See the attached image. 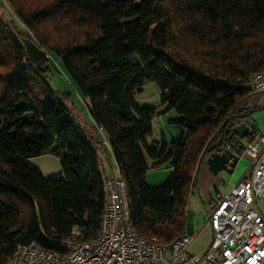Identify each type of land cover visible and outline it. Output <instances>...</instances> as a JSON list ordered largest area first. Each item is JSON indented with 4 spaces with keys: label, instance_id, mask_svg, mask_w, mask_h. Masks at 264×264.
I'll return each mask as SVG.
<instances>
[{
    "label": "trees",
    "instance_id": "trees-1",
    "mask_svg": "<svg viewBox=\"0 0 264 264\" xmlns=\"http://www.w3.org/2000/svg\"><path fill=\"white\" fill-rule=\"evenodd\" d=\"M8 1L103 128L134 230L161 243L185 234L201 156L222 144L240 155L256 133L252 127L242 140L225 130L249 123L256 110L249 80L264 69V0H41L31 10ZM50 22L55 40L41 30ZM4 32L0 21V43L12 51L0 52V264H12L24 245L64 256V240L95 238L104 177L102 141L50 88V58L31 62ZM146 80L177 114L168 121L179 133L169 142H147L157 111L135 102ZM47 152L60 154V170L44 176L30 158ZM144 154L171 168L161 184L145 182Z\"/></svg>",
    "mask_w": 264,
    "mask_h": 264
},
{
    "label": "built area",
    "instance_id": "built-area-1",
    "mask_svg": "<svg viewBox=\"0 0 264 264\" xmlns=\"http://www.w3.org/2000/svg\"><path fill=\"white\" fill-rule=\"evenodd\" d=\"M249 86L252 93L264 92V69L250 76ZM97 129L103 131L101 126ZM102 144L107 145V140ZM243 151L255 159L251 173L214 198L207 213L210 242L200 255L189 253L197 231L161 243L134 230L125 183L115 166V175L103 178L104 204L95 238L64 240V256L24 245L17 249L12 264H264V216L254 207L264 189V135L255 133Z\"/></svg>",
    "mask_w": 264,
    "mask_h": 264
},
{
    "label": "rangeland",
    "instance_id": "rangeland-1",
    "mask_svg": "<svg viewBox=\"0 0 264 264\" xmlns=\"http://www.w3.org/2000/svg\"><path fill=\"white\" fill-rule=\"evenodd\" d=\"M11 1L14 3V5H22L24 10H31L34 7L38 6L41 0ZM46 2H49V0H42L41 4H44ZM0 21L3 25V29L5 31L4 33L18 39L23 47V38L30 39L33 43L36 44V39L31 33L26 32L23 23L14 12L13 5H11L8 0H0ZM50 24L51 22L49 23L47 28H41V30L43 32V35L47 36L51 40H55L59 37V31H55V29H53L52 25ZM4 45L5 46L0 43V52L5 53L7 51L11 54L12 51H10L8 43L4 42ZM39 48L42 49L44 55L50 58L51 61L50 71L47 74V80L49 82L50 88L55 92L56 95H60L61 97H63V99L67 102V105L69 106L70 110L74 113V115H79V119H77L79 123H81V125L86 124L89 127H93V121L90 116L87 103L84 102L80 93L77 91L72 81L68 78L60 60L57 57H52L48 53L47 49L41 46ZM160 99V89L154 81L149 80H146L143 83L141 91L135 95V102L137 104L155 107L157 111V114L154 116L151 123V134L147 138L149 142L161 141L163 137L167 142H169L172 137H175L177 135L175 131L176 126L174 124L169 123L168 121L171 118L177 117V114L173 110L165 111V105L161 103ZM249 101L253 107H256V110L252 113V115H260L264 119V92L254 95L250 98ZM256 133L258 135H264L258 132ZM97 154L100 158V168L101 162L102 166L104 167H113V157L110 149L106 151V156H104L103 152L99 149H97ZM144 156L146 155L144 154ZM60 157V154L47 152L41 156L30 158V162L33 166L37 167L44 176H48L60 170ZM249 159L250 156L244 153L242 166H245L246 163H250ZM170 173L171 168L167 165H148V169L145 174V182L148 185L152 186L159 185L169 176ZM216 175L217 174L213 176ZM193 177L195 182L197 183L198 188L196 187L193 192L188 195L184 228L186 234H193L196 231L198 232L191 247V252L198 254L203 251V248L208 244L210 240L211 230L207 223V212L211 207V197L214 195V191L213 188H210L207 192H204V173L202 170L199 169V165L196 167L195 172L192 175V178ZM223 182L225 184L228 183L226 180H223ZM262 192L260 194V197L255 202L254 207L256 210H259L264 216V195ZM210 193L211 196H209ZM196 218L200 219V224L197 226L195 225Z\"/></svg>",
    "mask_w": 264,
    "mask_h": 264
},
{
    "label": "crops",
    "instance_id": "crops-1",
    "mask_svg": "<svg viewBox=\"0 0 264 264\" xmlns=\"http://www.w3.org/2000/svg\"><path fill=\"white\" fill-rule=\"evenodd\" d=\"M86 102V101H84ZM254 112V111H253ZM252 112V113H253ZM252 113L249 115V118H248V121L249 123H253V129L255 132H258L260 134H264V119L260 116V115H252ZM79 119V115H76ZM93 123V122H92ZM81 124V123H80ZM82 127H84L85 129L88 130V132L91 134V135H95V136H98L99 139L101 141L105 140L106 138L104 137V134L100 131H98L93 123V127L92 126H87L86 124H82L81 125ZM177 135L179 133V129L176 128L175 129ZM164 138V137H163ZM165 139V138H164ZM147 142L148 139H147ZM151 142V141H150ZM102 144V143H101ZM103 145V146H102ZM99 146L96 147V151L97 149L101 150L103 152V155L106 156V151L109 149L107 145H104L102 144ZM104 147V148H102ZM244 151L239 155V160L236 164V166L234 167L232 173H227L225 171H220L217 173L216 176H213L215 174H212V172H210L207 168V165L205 164V158L207 155H205L203 157V159L199 162V169L203 171L204 173V185H203V190L204 192H207L210 188H213V191H214V195L211 197V207L209 208V210L212 208V204H213V200L216 196L218 195H223V194H226L227 192H229L234 186H236L240 181H243L245 180L251 173V170H252V167H253V164L255 162V159L253 158H250L249 162L250 163H246L245 166H242V160H243V157H244ZM100 159V158H99ZM145 159V163L146 165H151L152 164V161L148 158V157H144ZM100 161V160H99ZM100 171L103 175V177H112L115 175V164H114V161H113V167L111 166V168H108L107 166H102V162H101V168H100ZM221 173V174H219ZM223 180H226L228 183L225 184L223 182ZM197 187V183L195 182L194 180V177L192 179V186H191V189H190V192H193V190ZM198 188V187H197ZM263 195H264V190H263ZM188 194V195H189ZM211 196V193L210 195ZM188 198V197H187ZM210 202V201H208ZM186 204H187V201H186ZM259 211V210H258ZM209 212V211H208ZM207 212V213H208ZM260 212V211H259ZM261 213V212H260ZM200 224V219L199 218H196L195 219V225H199ZM184 233H185V228H184ZM186 234V233H185ZM211 237V235H210ZM195 240V239H194ZM210 242V240H209ZM209 242L208 244L203 248V251L201 253H192L191 252V247L194 243V241L192 242V244L190 245L189 247V253L191 255H194V256H197V255H200L202 254L203 252L206 251V249L208 248L209 246Z\"/></svg>",
    "mask_w": 264,
    "mask_h": 264
},
{
    "label": "water",
    "instance_id": "water-1",
    "mask_svg": "<svg viewBox=\"0 0 264 264\" xmlns=\"http://www.w3.org/2000/svg\"><path fill=\"white\" fill-rule=\"evenodd\" d=\"M23 44L28 58L31 62L35 63L45 56L42 49L39 48L30 39L23 38ZM252 127L253 123H246L245 121H241L232 126L230 129L225 130V133H230L229 138L233 135L236 138L243 140L246 138ZM206 155L207 156L205 158V164L207 165L208 170L213 174H217L220 171H225L229 174L232 173L239 160V155H237L231 149L227 148L225 144L216 147L212 151H209V153ZM204 156L205 155L201 156L200 161Z\"/></svg>",
    "mask_w": 264,
    "mask_h": 264
}]
</instances>
